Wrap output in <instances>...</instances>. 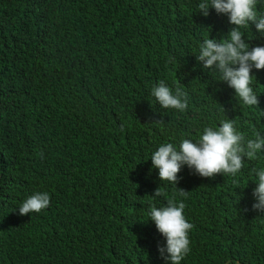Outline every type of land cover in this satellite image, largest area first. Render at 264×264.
<instances>
[{
    "label": "trees",
    "instance_id": "obj_1",
    "mask_svg": "<svg viewBox=\"0 0 264 264\" xmlns=\"http://www.w3.org/2000/svg\"><path fill=\"white\" fill-rule=\"evenodd\" d=\"M200 2L0 0V264H171L148 217L167 202L153 199L157 187L187 191L177 198L194 227L181 264H264L250 175L264 151L235 177L184 165L175 185L152 167L161 144L195 142L224 120L248 138L264 135V69H252L259 103L248 107L195 59L204 39L234 27L211 7L203 16ZM241 31L249 48L264 46L253 23ZM160 80L173 91L179 82L184 112L155 101ZM37 191L50 205L19 215Z\"/></svg>",
    "mask_w": 264,
    "mask_h": 264
},
{
    "label": "clouds",
    "instance_id": "obj_2",
    "mask_svg": "<svg viewBox=\"0 0 264 264\" xmlns=\"http://www.w3.org/2000/svg\"><path fill=\"white\" fill-rule=\"evenodd\" d=\"M257 2L258 0H201L197 5L198 11L205 17L209 15V7L217 14H226L234 27L229 30L226 38L204 39L195 59L202 62L204 69L217 72L219 80L225 81L234 89L235 97L248 107L259 103L257 94L250 85L253 81L252 69H264V46L249 48V44L242 38L241 29L248 28L253 23L256 30L264 35V13H258ZM151 95L161 108L184 112L188 107L187 93L179 86V82L173 91L164 80H160L152 87ZM252 137L248 138L238 131L233 120H224L219 127H204L195 142L185 138L178 147L172 143L161 144L150 156L152 167L158 169L160 181L175 185L179 179L177 173L184 165L201 177L212 178L216 174L235 177L244 167L245 159H256L257 154L264 151V135L254 130ZM252 174L257 186L252 191L255 203L251 207L264 213V167L252 168L250 175ZM178 189L172 196H167L160 187L154 189L151 195L153 199L164 196L167 202L162 207L151 204L148 211V217L166 241L163 247L158 246V251L171 264H181L190 252L189 232L194 227L185 218L184 200L177 198L186 197L187 191ZM49 205V194L37 191L20 204L18 214L39 213Z\"/></svg>",
    "mask_w": 264,
    "mask_h": 264
}]
</instances>
